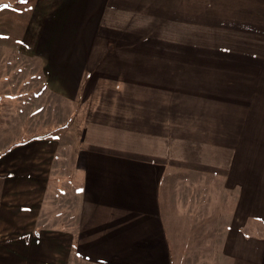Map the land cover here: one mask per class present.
Wrapping results in <instances>:
<instances>
[{
	"label": "crops",
	"instance_id": "crops-1",
	"mask_svg": "<svg viewBox=\"0 0 264 264\" xmlns=\"http://www.w3.org/2000/svg\"><path fill=\"white\" fill-rule=\"evenodd\" d=\"M36 1L25 45L52 95L81 108L79 141L0 156L18 184L0 198V264H185L177 215L205 244L187 264H264V15L233 0ZM54 176L64 206L46 203ZM207 186L227 215L196 203Z\"/></svg>",
	"mask_w": 264,
	"mask_h": 264
},
{
	"label": "rangeland",
	"instance_id": "rangeland-1",
	"mask_svg": "<svg viewBox=\"0 0 264 264\" xmlns=\"http://www.w3.org/2000/svg\"><path fill=\"white\" fill-rule=\"evenodd\" d=\"M35 2L37 1L25 0L22 3L21 0H0V6H10L0 8V156L12 145L34 137L58 138L68 145L79 141L81 108L75 105L72 109L65 99L52 95L44 83L39 63L26 48V45L33 41L38 27L33 21L36 14L33 12ZM232 2L243 3L244 8L248 5L250 12L264 15V0H233ZM263 18L264 16L261 17ZM2 163L0 161V198H3L2 192L5 188L8 190L18 186L16 177L8 181L7 164L2 165ZM16 170L13 168V171ZM68 182L67 177L51 178L48 189L54 195L48 196L46 203L57 202L58 206H64L65 197L57 194L65 191ZM7 183H10V186ZM209 188L207 186L202 195H195V200L200 198L196 203L209 206L218 204L219 214L227 215L231 206L230 198L224 203H218V198L210 193ZM17 197V191H12L6 199H17ZM175 224L180 231V241L183 239V242L179 244L180 250L174 252L173 260L185 264L192 263L195 251H205L204 243H194L199 237V228H196L198 231L194 235L192 233L194 228L189 227L178 215ZM213 230L212 226V234H214ZM223 233L224 227L219 226L218 236Z\"/></svg>",
	"mask_w": 264,
	"mask_h": 264
},
{
	"label": "snow or ice",
	"instance_id": "snow-or-ice-1",
	"mask_svg": "<svg viewBox=\"0 0 264 264\" xmlns=\"http://www.w3.org/2000/svg\"><path fill=\"white\" fill-rule=\"evenodd\" d=\"M21 2H25V0H21ZM7 7H10L9 5H3V6H0V8H7Z\"/></svg>",
	"mask_w": 264,
	"mask_h": 264
}]
</instances>
